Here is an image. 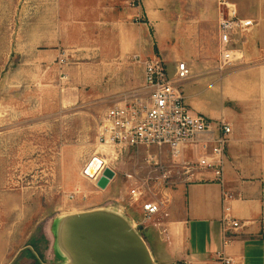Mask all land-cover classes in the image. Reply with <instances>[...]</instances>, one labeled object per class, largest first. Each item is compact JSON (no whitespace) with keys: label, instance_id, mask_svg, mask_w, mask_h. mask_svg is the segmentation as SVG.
<instances>
[{"label":"rangeland","instance_id":"374dc122","mask_svg":"<svg viewBox=\"0 0 264 264\" xmlns=\"http://www.w3.org/2000/svg\"><path fill=\"white\" fill-rule=\"evenodd\" d=\"M62 3L0 0V264H70L61 242L70 213L123 205L128 219L130 212L136 220L144 217L131 207L124 174H147L146 149L128 150L116 160L105 157L108 167L118 173L109 189L94 186L84 169L101 152L98 131L105 112L115 105L147 100L143 65L135 55L164 56L158 46L161 38L167 41L166 53H178L180 21L170 20L160 29V22L145 13L155 9V3L144 0L120 5L132 12L126 23L108 16L103 7L108 4L101 5V14L91 11L80 19H53L51 12L59 7L69 11L78 7ZM122 23L130 27L127 50L119 38ZM206 37L213 47L210 29ZM179 51L184 52L183 45ZM241 68L215 67L206 74L219 80ZM204 75L193 73L181 85L194 113L228 123L232 114L254 101H246L244 95L230 98L219 83L200 80ZM212 86L218 89L215 99L206 92ZM135 230L148 245L144 228L136 225Z\"/></svg>","mask_w":264,"mask_h":264},{"label":"crops","instance_id":"0c3cea01","mask_svg":"<svg viewBox=\"0 0 264 264\" xmlns=\"http://www.w3.org/2000/svg\"><path fill=\"white\" fill-rule=\"evenodd\" d=\"M144 1L155 3L156 8L145 13L148 18L160 22V29L169 25L170 20H179L178 26L182 31L176 41L178 53H166L167 41L161 38L158 46L165 52L164 56L158 53H137L135 57L147 59L159 56L173 72L179 62H185L191 69V76L193 73H205L200 78L205 84L219 83V89H227L230 98L244 95L246 101H254L249 108H242L240 113L232 114L228 121L232 127V135L220 184L214 182L212 174L206 172H197L189 181L174 176L175 179L169 185L162 178L156 177L149 182L152 193L142 200L161 201V212L148 219L143 217L141 221L136 220L137 217L130 212V220L146 231L147 243L157 264H224L217 260L219 253L231 259V264H264V0H226L235 6L241 19L253 21L254 26L234 37L233 48L239 50L243 57L235 64L241 65L242 70H236L219 80L217 75L206 73L219 67L217 27L222 12L220 0ZM128 2L130 0H63L62 5L75 4L78 7L73 6L70 11L64 6L59 7L51 12V17L60 21L80 19L91 11L101 14V5L108 4L107 7L103 6L108 9V16L115 22L119 20L126 23L132 12L120 8V5ZM85 5L88 11H85ZM96 17L100 18L93 15V18ZM119 26V38L123 42V48L127 50L132 39L128 34L130 27L123 23ZM208 29L215 39L213 47L207 43ZM181 45L184 52L179 51ZM135 46L137 51L142 50L139 43ZM216 90L218 89L212 86L206 92L215 99ZM151 152L155 153V150L152 149ZM162 161L169 163V158L163 156ZM147 168L144 176L137 171L126 173L138 174L140 179H145L149 174V167ZM114 173L115 176L106 189L116 181L118 173ZM125 182L131 207L143 214L141 202L134 203L131 200L129 184L126 180ZM94 186H97L95 181ZM224 191L232 195V199L226 203L230 208L229 216L242 224L228 245L223 244ZM110 207L122 213L127 210L123 205Z\"/></svg>","mask_w":264,"mask_h":264},{"label":"built area","instance_id":"2783aa9c","mask_svg":"<svg viewBox=\"0 0 264 264\" xmlns=\"http://www.w3.org/2000/svg\"><path fill=\"white\" fill-rule=\"evenodd\" d=\"M219 6L222 8L217 27L219 68L223 69L242 60L240 51L233 48L234 37L249 30L254 22L241 19L235 6L226 0H220ZM134 58L143 65L147 100L115 105L105 112L98 131L101 152L86 167L93 159H98L102 166L94 179L84 174L97 182L108 167L104 157H114L116 160L128 150L146 149L148 176L140 179L138 174L126 173L125 178L131 200L141 202L144 217L148 219L158 215L163 205L161 201L142 200L152 193L149 182L154 178H162L169 185L174 176L189 181L197 172H206L212 174L214 182H222L232 127L224 120H213L194 113L186 104L181 85L191 77L187 63L179 62L175 72L170 74L165 61L159 56ZM152 149L155 153L151 152ZM106 151L111 152L106 154ZM163 156L169 158V163L162 161ZM222 199L223 244L228 245L242 224L229 216L230 208L226 203L232 199V195L224 191ZM217 260L224 264L232 263L221 253L217 254Z\"/></svg>","mask_w":264,"mask_h":264},{"label":"water","instance_id":"95a60500","mask_svg":"<svg viewBox=\"0 0 264 264\" xmlns=\"http://www.w3.org/2000/svg\"><path fill=\"white\" fill-rule=\"evenodd\" d=\"M101 166L98 159H93L84 173L94 179ZM114 176L112 169L105 168L97 187L105 190ZM61 242L74 255L72 264H156L148 245L127 219L105 210L67 218L62 226Z\"/></svg>","mask_w":264,"mask_h":264},{"label":"bare ground","instance_id":"6f19581e","mask_svg":"<svg viewBox=\"0 0 264 264\" xmlns=\"http://www.w3.org/2000/svg\"><path fill=\"white\" fill-rule=\"evenodd\" d=\"M109 152H111V151H106V154L109 153ZM106 157H107V156H106ZM103 160H104L105 162H107V163L109 162L105 157H104ZM98 165H99V163L96 162L95 167H97ZM108 165H109V164H108ZM104 210L107 211V212L115 213V214H117V215H119V216H121V217H123V218H126L127 221L129 222V224L131 225V228L135 229L136 224H135L132 220L128 219V218L125 216V214L122 213L121 211H116V210H114V209H112V208H104ZM80 213H82V212L80 211V212H77V213H70V214L67 215V218L74 217V216H76V215H78V214H80ZM63 246H65V248L68 250V254H69V258H70L71 264L74 263V255H73V253L71 252V250L68 249V247L66 246L65 243L63 244Z\"/></svg>","mask_w":264,"mask_h":264}]
</instances>
